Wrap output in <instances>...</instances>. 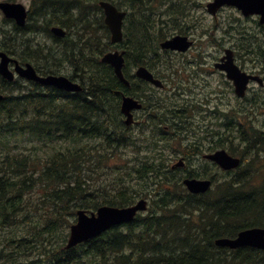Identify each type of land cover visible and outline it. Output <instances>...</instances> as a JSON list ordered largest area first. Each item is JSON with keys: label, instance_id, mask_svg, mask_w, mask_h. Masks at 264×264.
<instances>
[{"label": "trees", "instance_id": "obj_1", "mask_svg": "<svg viewBox=\"0 0 264 264\" xmlns=\"http://www.w3.org/2000/svg\"><path fill=\"white\" fill-rule=\"evenodd\" d=\"M107 1L130 9L131 29L122 42H130L126 57L133 61L137 57L139 64H167L159 45L167 25L164 13L149 0ZM99 2L32 0L26 25L14 23L13 33L2 35L0 49L21 63L35 62L42 74H57L67 63L83 90L67 92L0 76L4 93L0 101V264H264V250L215 244L219 237L264 226V183L253 185L256 173L251 165L240 173H228L230 177L215 191L189 193L170 164L187 150L182 137L187 123H174L167 116L172 104L164 101L163 120L157 116L143 121L138 135L127 130L120 103L122 93L130 91L101 61L112 46ZM180 5L183 13L185 7ZM53 25L65 27L67 35L52 34ZM184 25L179 27L183 33ZM237 31L239 49L256 55L264 67V40H256L249 30ZM43 33L56 42L55 48L39 40ZM48 60L61 65L42 68ZM244 111L251 114V109ZM229 122L234 123V118ZM161 123L168 126L159 128ZM151 125L149 134L146 128ZM236 127L226 125L228 131ZM252 129L239 137L251 154H264V132ZM128 145L136 153L146 151L144 157L137 155L141 160L128 168L121 158L111 164L114 150ZM89 156L95 157L92 164ZM108 175L116 177L113 183L110 176L105 178ZM138 198L148 199L149 204L133 221L66 248L78 209L93 212L103 205L128 206Z\"/></svg>", "mask_w": 264, "mask_h": 264}, {"label": "flooded vegetation", "instance_id": "obj_2", "mask_svg": "<svg viewBox=\"0 0 264 264\" xmlns=\"http://www.w3.org/2000/svg\"><path fill=\"white\" fill-rule=\"evenodd\" d=\"M207 32V30H203V37ZM187 35L193 41L191 48L188 50L190 51L196 47L198 39L189 32ZM200 40L204 39L201 38ZM42 42L46 43V40L44 39ZM218 43H220L222 46L224 40H218ZM55 45L56 42L54 41L52 47L55 48ZM46 46L49 45L46 43ZM225 50L226 47L223 46V53L218 56H211L204 50H198L197 54L190 53L183 55V60L179 61L178 63H176L178 59L176 55L175 58L170 57L171 60H168L167 64H145L144 66L150 68L154 73V76L160 78L164 82L163 87L155 86L152 82L138 76L137 69L142 65L136 63L138 61L137 57L134 58L135 61H132L129 58L126 60L124 71L125 77L129 81L127 87L130 92L125 93L130 96H135L139 100L138 103L140 106L138 109H136V107L135 109H132L134 117L132 124H125L126 117L123 115V113L121 115L122 121L126 125L127 130L130 132L131 127L136 124H141V121H153L156 120L155 118L157 116L158 118L159 116L162 117L164 113L162 110L163 103L164 101H169V104L172 105L168 108L169 114H167V116L170 117L174 123H187V126H189V131L192 133L190 136H188L187 150H183L179 153L183 155L178 154L179 156H177L179 159H181L180 162L182 165L175 167L172 166V168L175 170L184 169V176L189 174L199 176L202 173V171L199 169V166H195L196 160H204L208 164L213 165L215 168L221 170L224 173H235L241 171L245 162L243 157L244 155L242 154V142L240 141L241 137H239L240 134L238 133H228L226 131V125H243L242 121L237 118V116L238 113L241 114L242 109L244 110V101L250 105L252 101L258 100L263 107L262 112H264V86L258 87L256 82L252 81L245 97H239L236 94L234 83L228 79L225 70L219 68L216 65L221 61ZM238 50V47L234 49L235 62L242 69L248 70V72L252 74H262L264 79V73L261 72L262 69L259 70L257 68V64H255L248 57L240 58L241 56L238 54ZM13 56L19 60L17 56ZM150 57L151 59L155 58L154 56ZM144 58L145 56H139L138 59L145 60ZM243 60L244 63L242 62ZM248 61L253 62L255 69H248ZM19 63L21 65H26L27 63L32 64L40 75H64L69 76V78L74 82L81 83L79 77L71 76L72 73H63V70L69 67L67 63L61 65L60 61H44L42 68L51 66L59 67L61 65L63 69L57 74L40 73L35 62L21 63L19 60ZM162 67L166 70H157ZM11 68H15L14 62L11 63ZM163 91L166 93H162ZM122 95H124V93H122ZM226 106H233L230 109L232 111L231 113L226 111ZM245 109H249V107H245ZM143 115L144 119L141 118ZM164 116L165 113L163 117ZM163 117L161 120H163ZM228 117H230V119L234 118V123L229 122L227 120ZM250 123L253 122L250 121ZM241 128L242 126L239 129L240 132H242ZM226 132L227 134H230L228 137L226 136ZM227 140H229L232 145L228 146ZM225 145L229 148H227ZM218 149H226L234 156L240 157V164L242 165L237 170L235 169L231 171L220 168L217 164L212 162L210 158H207V155L217 151Z\"/></svg>", "mask_w": 264, "mask_h": 264}, {"label": "water", "instance_id": "obj_3", "mask_svg": "<svg viewBox=\"0 0 264 264\" xmlns=\"http://www.w3.org/2000/svg\"><path fill=\"white\" fill-rule=\"evenodd\" d=\"M233 5L242 10L243 14L248 16L252 14L260 15V22L264 23V0H214L208 4V9L216 14L218 9L223 5ZM101 7L105 13V22L109 26L112 34V42L116 43L123 40V19L126 15L125 11L119 10L117 6L109 1L102 0ZM0 8L8 18H14L19 25H24L27 18L26 7L22 3H12L8 1L0 2ZM52 31L58 36H65L66 30L61 26L52 27ZM192 42L188 36L177 34L161 43L163 48L172 50L185 51L191 46ZM227 55L223 58L225 63L218 64L225 69L228 77L235 83L236 91L239 95L244 96L250 79L261 78L257 75L248 74L235 64L233 52L227 50ZM102 60L114 66L117 75L121 80L128 83L123 74V66L125 63L124 56L118 50L106 53ZM14 62L15 68H10V63ZM0 73L7 80H14L16 73L28 80L36 81L42 85L55 86L59 89L69 91H79L82 86L74 83L71 79L62 75H40L34 66L30 63L21 65L17 59L11 57L7 52L0 50ZM138 75L153 81L158 85H162L160 80L154 79L152 73L145 67H140L137 71ZM262 83V82H261ZM4 95L0 92V101ZM138 101L132 97H124L122 110L128 113L127 123L132 120L130 111L139 107ZM217 161L223 168L230 169L239 165L240 159L230 156L225 150L217 151L209 156ZM186 185L195 193L206 192L211 186V180L186 179ZM147 209V200L141 199L137 203L127 207H117L110 205L100 206L97 211L88 213L85 209L77 211V221L71 226L70 236L66 248H71L79 243L87 241L111 227L123 223L130 222L134 219L138 211ZM219 246L238 248L243 246H252L264 249V227H251L241 230L234 238L221 237L216 240Z\"/></svg>", "mask_w": 264, "mask_h": 264}, {"label": "rangeland", "instance_id": "obj_4", "mask_svg": "<svg viewBox=\"0 0 264 264\" xmlns=\"http://www.w3.org/2000/svg\"><path fill=\"white\" fill-rule=\"evenodd\" d=\"M0 1H5V0H0ZM8 1L21 2L25 4L28 9L31 7V3H32V0H8ZM208 1H212V0H149V2L152 3L153 7H155L156 10L164 13L163 18L166 21L167 25H165V29H164L165 32L162 36H160V40H163L164 38L165 39L169 38L170 36L174 34L181 33V30L179 29V27L181 26V24L184 25V23L185 25L183 27V31L185 33L189 32L193 34L198 39L196 47L193 50L187 51L186 53L166 52L165 50H162L160 48L161 54H163L164 56H168L166 60H171L170 56H172V58H175V56L177 55L178 59L176 63H178L179 61L183 60L182 59L183 55L190 54V53L197 54L198 50H204L207 54L211 56H218L221 53H223V46L224 47L231 46L234 49H236L239 45L241 46L242 44L241 37H240L241 34L237 31V28L243 29L244 31L249 30L250 31L249 35L256 38V40H264V25H260L258 23V20H257L258 17L251 16V17L246 18L237 9L233 7H224L218 12L217 16H214L211 13H209L206 8ZM180 3H182L185 7V9L183 10V13L181 11V5L178 6ZM136 4L140 5L139 3H136ZM127 10H129L130 12L129 8H127ZM182 15H184V17L180 21V17ZM230 25H232L233 27H230ZM13 27L14 25L12 24V22L9 20H6L5 16L0 10V44H1V41L3 40V36H2L3 33L11 32L12 34ZM130 29H131V25L127 23L125 27V32L126 30H130ZM204 29L207 30L208 32L205 33L203 37ZM201 38H203L204 40H200ZM44 39L46 40V43L50 46H52V44L54 43V40L51 37L47 36L45 33H43V35L39 37V40L41 41ZM218 40H224V43H222L223 44L222 46L220 43H218ZM120 48L128 51L130 48L129 39L127 40L126 43L121 44ZM238 52H239V55L241 56L240 58H243V57L247 58L242 50L239 49ZM128 58L133 61V58L131 56H128ZM256 58L257 56L253 55V62L257 60ZM242 62L244 63V60ZM253 62L252 61L249 62L248 69H255V65H253ZM257 67H260V66H257ZM157 70H166V69L162 67ZM63 73L69 74V73H72V70L70 67H67L63 70ZM257 86L259 87V85ZM227 92L229 93L228 90ZM162 93H166V92L163 91ZM231 107L233 106H226V111L228 113L232 112L230 110ZM243 107L244 108L249 107V104L244 101ZM250 108H252L251 114H249L248 111L246 112L242 109L241 114L238 113L237 118H239L242 121V124L249 123L250 121H252L253 122L252 125L248 126L247 124H243V125L237 124V127L233 130L228 131L226 129L228 133L232 132V133L240 134L239 129L241 126H242L241 128L242 130L243 129L244 131L248 130L249 133L253 132L252 127L254 129L259 128L264 131V112H262L263 107L261 103L259 102L257 106L255 107L251 104ZM141 118L144 119V115L141 116ZM142 122L143 121H141V123ZM152 125L150 128L148 127L146 128V131L147 132L149 131V134L152 132V129H153ZM163 125L168 126V124H163V123L159 124L158 126L160 128ZM186 129L187 130H183V133H182V137L184 138L183 147L188 144V136L192 134L189 131V126H187ZM140 131H141V124H136L131 127L130 134L132 136H136L138 135ZM143 136H146V135L142 134L137 137H143ZM228 144L231 145L232 143L228 141ZM226 147L229 148L228 146ZM246 148H248L247 144L245 142H242L243 154L246 157V164L244 167L246 169V168H249V165H251V167L254 169L256 173L255 178L252 179L253 181L252 183L255 186H261L264 183V154L255 156L254 154H251V148L249 149H246ZM136 152L137 151H133L131 147H124L119 150H114L113 154H115L116 156L114 157L113 161H110V163L114 164L116 162H120L119 158H121L123 159L121 161H124L126 168H128L130 165L134 166L141 160V157L142 158L144 157V154L146 151L139 152V153H136ZM137 155L141 157L137 158L136 157ZM179 155H183V154H179ZM177 156L176 157L174 156L173 159L170 161L171 167L174 165L175 162L179 160ZM89 159H90V162L88 164H92L93 163L92 159H94V156H89ZM107 161H109V159ZM106 162H104L102 165L104 166V169H106L107 167ZM195 166H199V169L202 171V173L198 177H207V178L211 177L214 179V183H213L214 191L216 190L217 185L219 183L224 182L227 178L230 177L226 173L222 172L221 170H218L213 165L208 164L204 160H196ZM176 172H177L178 179L181 182L182 179L184 178L185 170L179 169V170H176ZM109 176H110V183H113L115 181V180L113 181V178L115 179L116 177L114 175H108L105 178Z\"/></svg>", "mask_w": 264, "mask_h": 264}, {"label": "bare ground", "instance_id": "obj_5", "mask_svg": "<svg viewBox=\"0 0 264 264\" xmlns=\"http://www.w3.org/2000/svg\"><path fill=\"white\" fill-rule=\"evenodd\" d=\"M53 2H54V1H53ZM57 2H58V1H57ZM39 3H40V2H39ZM73 54H74V53H73ZM72 56H73V55H72ZM66 57H67V56H66ZM73 60H75V59H73ZM75 63H76V62H75ZM77 64H78V63H77ZM88 71H89V70H88ZM88 71H87V72H88ZM84 72H85V71H84ZM87 72H86V75H87ZM89 72H90V71H89ZM89 72H88V73H89ZM90 74H91V73H90ZM82 75H83V74H82ZM93 76H94V75H93ZM87 77H88V76H87ZM94 78H95V76H94ZM89 79H90V78H89ZM92 81H93V79H92ZM115 123H116V122H115ZM115 123H114V124H115ZM115 133H116V132H115ZM126 134H127V133H126ZM198 148H199V147H198ZM94 158H95V157H94ZM157 176H158V175H157Z\"/></svg>", "mask_w": 264, "mask_h": 264}]
</instances>
